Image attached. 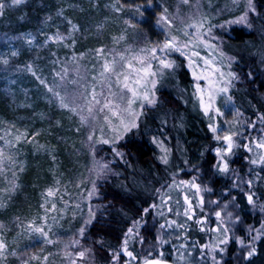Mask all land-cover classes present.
Returning <instances> with one entry per match:
<instances>
[{
    "label": "snow or ice",
    "instance_id": "snow-or-ice-1",
    "mask_svg": "<svg viewBox=\"0 0 264 264\" xmlns=\"http://www.w3.org/2000/svg\"><path fill=\"white\" fill-rule=\"evenodd\" d=\"M184 4H188L189 0H182ZM25 3V0H0V16L5 14L8 7H15ZM116 13H122L124 9H129L135 12L139 17H143L147 9H155L160 7L157 25H162L163 39L155 42H146L138 46L125 44L123 48H112L105 52V47L101 45L99 48L92 50L100 59V70L92 74L91 80L87 79L86 73L82 74L79 65V59L85 53H74L71 62L76 65V78H70L69 72L71 69L67 66V61H59L60 70H53V80L48 82L42 78L35 69L32 63H27L23 66H17V70L26 69L31 72L41 84L45 86L47 91L54 97L58 105L67 109L71 113L77 115L82 125H87L89 128L87 139L90 142L94 164L91 169L94 178L90 180L91 189L87 191L86 199L90 202L93 195L97 194L96 180L105 177L111 168L106 161L95 160V145L107 144L112 146V151L116 156L124 159V153L116 147L117 143L124 137L133 132L135 129L138 134L141 128V118L145 116L146 107H155L158 104L157 85L167 75H172L177 69V61L174 58V53L187 58V66L191 69V74L195 78L194 90L192 95L195 97L206 116H209L210 122L208 128L213 134V139L217 141V146L214 148L217 160L214 164L213 174L228 176L230 173V157L234 156L236 150L243 147L248 153L252 154L250 163L253 165H264V135L252 139L245 138L246 142L241 144L240 137L242 131L238 125L241 124L243 117L239 107L234 103L232 88L234 82L240 79L237 72L232 70V63L236 57L228 56L223 51L221 43H213V40L220 41V37L214 35L213 30L218 27L211 22V17L200 11L199 5L196 6L194 13L187 16L180 14L179 7L175 14L170 13L167 7L154 4V0H144L143 3H126L125 0H115V3L106 5ZM250 13L257 17L260 13L253 0H247L245 10L237 17L226 20L219 27L230 25L233 23H241L251 28L252 21ZM57 16L62 17L69 25L67 32H61L59 26L55 32L48 33L41 31L44 40L38 41L37 36L32 32L21 33L18 36L6 37L7 40H22L29 48L40 49L47 46L50 42L57 44L63 43L67 47L72 48L75 43V33L80 30V25L74 23L70 18L64 15L63 8L57 11ZM23 19V17H21ZM53 20L51 15L45 17L44 23L47 25ZM179 22V23H177ZM125 24L132 28H136L137 24L133 19L125 20ZM97 29L103 28L102 24H98ZM126 40L124 33L113 37V42L119 44L120 41ZM206 48L210 55H201L199 49ZM19 49L14 45H9V49L5 52H0V65H10L13 57L19 56ZM54 55V54H53ZM227 57V59H224ZM58 58L53 60L57 63ZM95 67V65H93ZM251 75V73H249ZM206 81L202 85L199 81ZM78 85V88L69 91L67 84ZM63 90V91H62ZM223 96L225 107L222 108L218 103V99ZM226 111L235 113L231 120L226 118ZM212 114V115H210ZM216 117H225L223 126ZM258 119L264 124V114H261ZM247 123V121H243ZM166 124L167 120H162ZM255 128V123L250 125ZM79 131V128H77ZM97 131L99 136L97 137ZM38 133H29L27 129H17L15 125L5 131L3 136H0V176H3L6 186L0 188V208L5 207L6 200H10L20 187L19 173L23 171L24 164L18 159L20 154L21 142H33L34 137ZM151 140L156 143L161 151L159 159L167 165L171 155V149L164 143L162 139L153 135ZM222 142V144H221ZM38 148L45 147L35 142ZM55 159V157H53ZM187 163V160L184 161ZM183 171V169H180ZM250 171H252L250 169ZM10 174V175H9ZM176 173H173V178L168 184V194L161 195L160 202H153L149 208H144L143 212L147 214L150 209L155 210V214L159 216L163 222L159 223V234L157 241L161 246L158 256H153L152 251H148L146 255L141 256L134 250H130V243L137 237L141 245L144 244V237L139 235L138 229L147 223L142 216L139 220H134L132 226L127 229L122 240L121 250L110 249L112 252V260L118 264L121 251L128 257L123 264H169L164 258L162 246L168 243L165 238L170 235L165 230L180 229L181 238L187 240L189 221L195 219L200 225L201 231H208L211 239L206 243L189 245L184 243L181 248L184 252L201 250L200 260L203 261L206 255H210L212 264H224L223 255L227 251V245L233 238V228L236 223H239L241 216L234 209L239 208L235 196H229L232 188H239L242 178L235 171L231 170V187H224L222 192L224 196L216 195L215 199H211L215 195V190L210 183L198 182L197 176H193L191 180L175 179ZM260 177L257 175L256 179ZM82 182V181H81ZM57 185L59 180H57ZM248 185L245 192L247 202L250 205H257V193L253 190L255 180L248 178L243 181ZM172 189L180 190L183 197V204L180 199H174L170 194ZM189 190H194L192 195H189ZM59 188L49 187L46 189V196H55ZM159 191V190H158ZM206 194L209 197L208 203L212 207V214L215 217V224H206L208 221L207 215L196 216V205L199 206L201 213L205 212ZM227 197V198H225ZM195 200V204L193 203ZM69 202H65V208ZM47 200H45V205ZM175 205V208L173 207ZM231 206V207H230ZM264 211V200L258 205ZM77 208L80 204L77 203ZM56 203H52L51 207H45V212L56 211ZM65 208L60 211L64 212ZM75 214V213H74ZM184 217L183 221L179 219ZM175 217V218H173ZM62 218V217H61ZM95 218V212L92 210L91 204L88 205V217L84 224L78 229L76 235L69 238L63 244V256L67 260V264H86V259H90L91 248L82 245V238L85 235L86 227ZM19 219V218H17ZM43 224L37 225L34 221H28L26 227L21 225V232L38 233L42 238V242L46 244H56L50 233L52 232L53 224L57 222V217H52V224L48 223L49 217L47 214L43 216ZM5 225L0 222V229H4ZM251 236L248 240V249L244 252L246 259H251L257 254L255 241L264 235V224L260 229L252 228ZM19 234V233H18ZM236 241L241 245H245V239L240 236L235 237ZM75 249V250H73ZM204 250H207L206 252ZM11 251L13 256L18 255L16 250H10L6 242L3 231H0V261H3L7 254ZM190 254V253H189ZM219 254V255H218ZM48 253L44 256H39L32 253L30 257H25L21 260V264H30L32 259L43 260L47 264ZM181 260H185L186 264H192L190 259H187L183 254Z\"/></svg>",
    "mask_w": 264,
    "mask_h": 264
},
{
    "label": "rangeland",
    "instance_id": "rangeland-1",
    "mask_svg": "<svg viewBox=\"0 0 264 264\" xmlns=\"http://www.w3.org/2000/svg\"><path fill=\"white\" fill-rule=\"evenodd\" d=\"M125 2L143 3L144 0H125ZM253 2L257 8L256 0ZM112 3H115V0H25L22 5L6 8L5 14L0 16V52L7 51L10 44L14 45L20 52L19 56L11 59L7 68L0 65V136H3L12 125H15L17 129H27L30 134L38 133L33 142H21L18 159L23 162L24 169L18 174L20 187L12 194L10 200H6L5 207L0 208V222L5 225L4 229H0V231H3L10 250L18 252V255L13 256L10 251L6 258L0 261V264H21V260L30 257L32 253L39 256L52 253L48 256L47 264H67V260L63 256V244L77 234L78 229L88 217L89 203L98 196L99 191L92 196L90 202L86 199L87 191L91 189L90 180L94 178L91 171L94 158L90 142L87 139L88 126L82 125L77 115L61 108L56 99L31 72L26 69L18 71L17 66L32 63L37 74L48 82H52L53 70H60L59 61H67V66L71 69L68 74L69 77L76 78V65L71 62V58L74 53L83 52L85 55L79 59L80 70L82 74L86 73L87 79L90 81L92 74L100 70L101 63L92 50L103 45L105 52H107L112 48H123L126 43L138 46L149 41L155 42L163 39V26L156 23L159 12L162 10L160 7L147 9L145 15L139 17L129 9H124L122 13H116L110 7H106ZM246 3L247 0H189L188 4H184L182 0H154V4L167 7L169 12L173 14L179 7L180 14L184 16L194 13L196 6L199 5L200 11L209 15L211 22L218 25L222 32L227 31L228 27L232 26L243 28L247 32L257 31L258 17L251 13L250 18L253 25L251 28L241 23L219 27L224 21L239 16L245 10ZM61 8H63L65 16L80 25V30L75 33L76 43L72 48L63 43L50 42L47 46L36 49L29 48L22 40L9 41L6 39V37L32 32L37 36L38 41L42 42L44 36L40 34L41 31L53 33L57 26L61 32H67L69 25L62 17L57 16V11ZM47 15H51L53 20L45 25L44 20ZM129 18L137 24L136 28L125 24V20ZM98 24H102L103 28L97 29ZM148 25H151L153 31L147 28ZM121 33L125 34L126 40L115 44L113 37L119 36ZM213 43L217 42L213 40ZM199 50L202 56L210 55L206 48ZM238 52L240 55L242 54L241 50ZM182 57L190 73L194 90L195 78L187 66V58ZM57 58L58 62L53 63V60ZM235 63L236 60L232 63V70L238 73L240 79L234 82L235 86L232 90L236 86L242 85L240 83L243 85L250 83L253 87V83L255 84L253 78L256 80L253 77V64L240 67L236 66ZM257 67L264 69V65ZM199 82L202 85L206 84V81L203 80ZM262 83L264 85V81ZM76 88L78 85L67 84L69 91ZM257 89L260 90L259 87ZM232 95L234 97L233 91ZM262 98L264 99V96ZM217 103L222 108L225 107L223 96L218 99ZM199 109L202 111L200 107ZM234 115V112L226 111L227 119L231 120ZM204 116L210 122L209 116L205 114ZM216 119L223 126L225 117H216ZM237 119L242 121L237 126L242 131L240 140L246 142L245 138L254 140L264 135V124L261 123L260 119L255 121V128L249 126L248 130H244L246 123L243 121H246V118L243 116L242 118L237 117ZM98 136L99 131H97ZM35 142L45 147L38 148ZM215 143L217 146V141ZM97 146L99 144L95 145V147ZM68 158H70V164L66 163ZM106 176L96 180V184ZM57 180H59L58 185ZM5 186L4 178L0 176V188ZM49 187L59 188L55 196H46V189ZM45 200H47L46 205ZM66 201L69 203L65 208ZM52 203H56V211L46 213L45 207L50 208ZM77 203L80 204L79 208L76 207ZM62 208H65L64 212L60 211ZM45 214L49 217V224L53 223V216L57 217V222L53 224L50 233L52 239L57 241L56 244L43 243L38 233L21 232L20 226L26 227L28 221H34L37 225L43 224L42 218ZM141 229L142 226L138 229L139 233ZM86 232L81 241L82 245L92 249L89 254L91 258L86 259V264H115L111 253L100 254L99 250L97 251L95 247L87 244L88 235L86 236ZM136 252L143 256L148 251L139 253L136 250ZM244 252L243 250L237 256L238 258L236 257L234 264L245 261ZM127 259L126 254L121 251L118 264H123ZM30 264H45V262L32 259ZM183 264H186L185 260Z\"/></svg>",
    "mask_w": 264,
    "mask_h": 264
},
{
    "label": "trees",
    "instance_id": "trees-1",
    "mask_svg": "<svg viewBox=\"0 0 264 264\" xmlns=\"http://www.w3.org/2000/svg\"><path fill=\"white\" fill-rule=\"evenodd\" d=\"M256 3L260 13L256 22L257 31L247 32L237 26L228 27L227 31L223 32L218 27L213 30L214 35L220 37V41H214L222 44L225 53L237 58L236 66L253 64V77L256 79L253 78V87L250 83H240L243 86H236L232 90L235 104L247 121L244 130H248L258 119V115L264 112V69L257 67L264 65V0H256ZM147 28L153 31L151 25ZM173 56L178 67L174 74L165 76L157 85L158 104L155 107H146L138 134H133L136 132L134 129L116 145L124 153V159L113 153L111 145L99 144L95 147V160L108 162L111 171L106 178L98 182V196L90 203L96 214L86 227L87 244L99 250L100 254H112L110 249L121 250L127 229L132 226L134 220L143 216L147 223L142 225L139 235L144 237V244L141 245L137 237L130 243V250H138L139 253L152 251L153 256H158L161 246L156 238L160 231L159 223L163 220L155 214V210L150 209L145 214L143 209L149 208L153 202L159 203L161 195L168 194V184L173 178V173H176L177 181L191 180L193 176H197L198 182L210 183L215 190L211 199H215L216 195L224 196V187H231V170H235L242 180L240 187L232 188L229 196L236 197L239 208L234 211L239 213L241 220L235 224L233 238L227 245L226 253L222 254L224 264H234L236 257L243 250L247 251V242L255 235L254 232L250 235L251 229H260L264 224V211L258 206L260 201L264 200V165L251 164L252 154L240 147L235 155L230 157L228 176L213 174L217 160L214 153L216 143L207 126L209 122L192 95L193 84L185 60L178 53ZM162 120H167V123H162ZM153 135L162 139L171 149L167 165L159 159L161 151L151 140ZM240 142L243 144L245 141ZM66 163L70 164V158ZM257 175L259 179H256ZM250 177L255 180L253 190L257 193V205H250L246 199L248 185L243 181ZM193 192L194 190H189V195ZM170 194L174 199H180L183 204L180 190L172 189ZM208 200L206 194L203 213L196 205V216L207 215L209 219L206 224L214 225L216 221L212 214L213 206L209 205ZM193 203H196L195 200ZM173 207L175 208V205ZM179 219L182 222L184 217ZM200 227L195 219L190 220L187 240L181 238L180 229L165 230L170 235H166L168 243L162 246L164 258L175 264H183L184 260L180 259L183 254L192 264H212L210 255H206L203 261L200 260L199 248L194 252L191 249L184 252L181 248L184 243L202 244L212 238L208 231H201ZM236 236L245 239L244 246L236 241ZM255 246L257 254L251 259L245 258L240 264H264V235L255 241Z\"/></svg>",
    "mask_w": 264,
    "mask_h": 264
},
{
    "label": "water",
    "instance_id": "water-1",
    "mask_svg": "<svg viewBox=\"0 0 264 264\" xmlns=\"http://www.w3.org/2000/svg\"><path fill=\"white\" fill-rule=\"evenodd\" d=\"M169 264H175V263H171V262H169Z\"/></svg>",
    "mask_w": 264,
    "mask_h": 264
},
{
    "label": "flooded vegetation",
    "instance_id": "flooded-vegetation-1",
    "mask_svg": "<svg viewBox=\"0 0 264 264\" xmlns=\"http://www.w3.org/2000/svg\"><path fill=\"white\" fill-rule=\"evenodd\" d=\"M168 262H171V261H168ZM171 263H173V262H171Z\"/></svg>",
    "mask_w": 264,
    "mask_h": 264
}]
</instances>
